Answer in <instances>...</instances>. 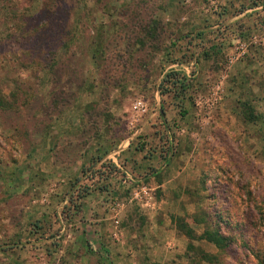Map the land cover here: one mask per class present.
I'll return each instance as SVG.
<instances>
[{"label":"rangeland","instance_id":"374dc122","mask_svg":"<svg viewBox=\"0 0 264 264\" xmlns=\"http://www.w3.org/2000/svg\"><path fill=\"white\" fill-rule=\"evenodd\" d=\"M227 2L0 0V224L66 241L30 264H264V79L227 63L255 39L213 41Z\"/></svg>","mask_w":264,"mask_h":264},{"label":"crops","instance_id":"0c3cea01","mask_svg":"<svg viewBox=\"0 0 264 264\" xmlns=\"http://www.w3.org/2000/svg\"><path fill=\"white\" fill-rule=\"evenodd\" d=\"M223 3L225 0H222ZM257 2L252 3L253 0H244L242 3L237 2L236 0H228L226 5L222 8V11L219 15H217V20L214 21V25L211 27L214 30H217L216 39L213 41L220 43V41H229L232 43H237L245 40H249L252 38L255 41V47H250L246 53L245 58L246 65L245 70L250 75L256 73L260 78L258 81H262L264 79V0H255ZM221 0H219V3ZM210 27L207 29H211ZM206 30L205 28H201L200 30ZM204 33H200L198 36L200 37ZM199 37H196L199 40ZM189 40L194 41L195 35H191ZM253 41V42H254ZM190 42V41H189ZM214 47V45H212ZM210 47L211 50L213 49L215 53L219 54L221 50L219 45L215 48ZM221 46V44H220ZM209 50L210 55H213L212 51ZM222 51H220L221 53ZM186 72V71H185ZM252 89L256 87L258 83L257 79H250ZM256 89V88H255ZM150 118V117H148ZM155 120V119H153ZM153 131H147L146 134L150 135L151 142H154L152 138ZM172 131L168 133L164 131L163 134L165 136L162 137V140L165 141L166 147L172 145ZM156 140V139H155ZM175 145V144H174ZM124 154V152H123ZM151 158V157H150ZM153 160V158H152ZM97 164V163H96ZM167 165V162H166ZM164 168V167H162ZM169 170L172 169L171 164L167 166ZM147 179H150L152 176L151 174H147L144 176ZM144 179H137L145 180ZM144 183V182H143ZM144 185V184H143ZM148 193L150 189L148 186H145ZM93 192L88 194L86 197H96L99 194H95ZM102 195V193H101ZM150 195V193H149ZM148 195V196H149ZM147 196V197H148ZM14 197H7L6 200H12ZM16 198V197H15ZM153 204L151 197H148V204ZM20 208H22L20 206ZM14 219L10 221H6L0 224V264H30L29 263V250L30 246L33 248H37L38 250H43L45 246L49 247H59L61 242L65 243L66 241L60 240V229L53 226L52 227V235L46 237L37 236L34 238L35 232H30L26 223L28 220L27 215H24L15 212ZM37 232L43 233L42 230H38ZM79 234L81 231H77ZM34 233V235H32ZM85 233H87L85 231ZM38 234V233H37ZM77 235V234H76ZM88 235V234H87ZM86 237V236H85ZM87 244L92 247L94 242L92 240L86 241ZM98 242V241H97ZM47 244V245H44ZM51 244V245H50Z\"/></svg>","mask_w":264,"mask_h":264},{"label":"built area","instance_id":"2783aa9c","mask_svg":"<svg viewBox=\"0 0 264 264\" xmlns=\"http://www.w3.org/2000/svg\"><path fill=\"white\" fill-rule=\"evenodd\" d=\"M246 48H245V45L239 43V44H236L233 49H232V54L231 56L227 59V63L228 64H232L236 61H238L241 57H243L245 54H246ZM215 92H216V95L218 96L220 92L219 91V85H216L215 86ZM139 183V186L137 187V189H135V191H133L131 194H132V197H145L143 200L144 202L143 203H148V191L146 189V187L140 183V181H137ZM148 196V197H147ZM141 200V198H140Z\"/></svg>","mask_w":264,"mask_h":264},{"label":"trees","instance_id":"16d2710c","mask_svg":"<svg viewBox=\"0 0 264 264\" xmlns=\"http://www.w3.org/2000/svg\"><path fill=\"white\" fill-rule=\"evenodd\" d=\"M185 234L186 237H188L189 239L191 240L194 239V237L191 235L190 229L189 230L185 229ZM197 239L204 240L205 242L212 244L216 248L220 246H224V238L214 232L209 233L208 231H203L202 234L199 237H197Z\"/></svg>","mask_w":264,"mask_h":264}]
</instances>
